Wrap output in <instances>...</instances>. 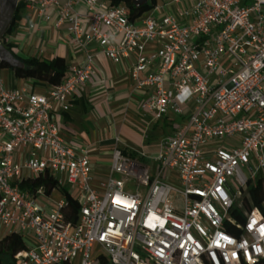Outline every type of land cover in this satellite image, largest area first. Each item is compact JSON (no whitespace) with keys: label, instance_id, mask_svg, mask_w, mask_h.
Listing matches in <instances>:
<instances>
[{"label":"built area","instance_id":"1","mask_svg":"<svg viewBox=\"0 0 264 264\" xmlns=\"http://www.w3.org/2000/svg\"><path fill=\"white\" fill-rule=\"evenodd\" d=\"M23 1L38 22L66 26L85 63L47 95L0 77V229L30 239L16 264L264 261V195L250 209L244 202L256 182L264 190V0H161L133 21L109 0ZM90 43L113 64L132 60L134 88L151 90L140 109L153 121L169 112L183 118L152 157L124 155L116 136L96 187L90 151L65 144L52 119L95 73ZM44 174L79 202L74 224L63 196L51 209L39 203L42 187H18Z\"/></svg>","mask_w":264,"mask_h":264},{"label":"crops","instance_id":"2","mask_svg":"<svg viewBox=\"0 0 264 264\" xmlns=\"http://www.w3.org/2000/svg\"><path fill=\"white\" fill-rule=\"evenodd\" d=\"M52 12L50 10L48 13L52 15ZM32 21H36L37 26L35 30L29 31L28 25ZM38 21L28 14L26 24H18L11 34L10 41L17 56L43 59L62 57L68 72L72 67L84 65L85 52L69 42L66 26L56 30ZM87 50L93 56L95 73L87 84L75 91L70 100L71 108L63 112L57 106L52 119L65 144L90 151L92 183L96 187L108 176L116 136L121 138L120 148L124 155L139 159V154L143 152L152 157L162 140L170 134L165 135L159 130V126L169 127L170 132H173L183 118L178 116L180 122L174 124L170 117L172 113L169 112L162 120L153 121L140 109L151 90L139 91L134 88L129 74L132 60L113 64L99 53L95 43L88 44ZM0 77L9 88H25L44 95L50 90V87L41 82L16 79L10 69L1 70ZM150 129L154 134L149 132Z\"/></svg>","mask_w":264,"mask_h":264},{"label":"trees","instance_id":"3","mask_svg":"<svg viewBox=\"0 0 264 264\" xmlns=\"http://www.w3.org/2000/svg\"><path fill=\"white\" fill-rule=\"evenodd\" d=\"M112 5L122 4L128 9L129 20L133 21L140 18L142 15L150 12L158 4L159 0H147L142 4H135L132 0H109ZM24 7V1L20 3L19 9ZM20 13V11H19ZM16 15V20H20V14ZM18 25L15 24L10 34L14 32ZM13 47L12 44H9ZM14 57L21 63L20 67H10L9 65H2L1 69H10L16 79L21 80H34L44 83L48 87H54L59 85L68 75L67 66L62 57H55L52 59L43 58H21L16 55V51L13 52ZM22 190L28 191L30 194H34L40 187L43 189V193L49 196L54 190L58 191L65 200V206L63 208V215L67 222L74 224L77 220L80 204L66 187H58L54 178L49 174L39 176L37 179L27 180L18 185ZM251 203L245 202V208L257 206L260 196L264 195L261 182L258 181L249 190ZM240 216V215H239ZM26 244L23 239V235L19 233L5 234L0 237V264H16L14 256L25 250ZM97 264H110L108 260L101 256L98 259ZM258 264H264V261Z\"/></svg>","mask_w":264,"mask_h":264},{"label":"flooded vegetation","instance_id":"4","mask_svg":"<svg viewBox=\"0 0 264 264\" xmlns=\"http://www.w3.org/2000/svg\"><path fill=\"white\" fill-rule=\"evenodd\" d=\"M22 1L23 0H0V67L5 64L9 65V55L14 57V48L9 45L11 44L10 31L13 30L15 24L18 25L20 23L25 13L24 7L19 9ZM18 13L21 16L19 21L15 19ZM1 70L3 69L0 68V71Z\"/></svg>","mask_w":264,"mask_h":264},{"label":"rangeland","instance_id":"5","mask_svg":"<svg viewBox=\"0 0 264 264\" xmlns=\"http://www.w3.org/2000/svg\"><path fill=\"white\" fill-rule=\"evenodd\" d=\"M132 1L135 4H142V3H144L147 0H132ZM159 4H160V2H159ZM26 22H27V14L24 13L19 25L20 26H24L26 24ZM25 51H26V47H24V49H23V52H25ZM170 117L173 118L174 124H176L177 122H180V118L178 116H174V115L170 114ZM159 130L161 132H163L165 135H168V133H170L169 136L172 135V133L175 132V130H173V132H170V128L169 127L166 128L165 126L164 127L163 126H159ZM149 132L151 134H154L152 129H150ZM155 134H157V131L155 132ZM141 162H142V164H144L146 166H152V163L149 160H141ZM174 197H175V200H174L173 205L175 207H177L178 209H181V205H182L181 197L178 194H175ZM62 199H63L62 195L58 191L54 190L49 196L41 195L39 197V203H40L41 206H44V207H47V208H51V209H55L57 202H59ZM4 234H5V232L2 229H0V237H2ZM24 240L26 242H30V239L28 238V236L26 234L24 236ZM97 254H98V248L96 246H94V248L91 251L92 259L97 258ZM74 264H78V260L77 259L74 261Z\"/></svg>","mask_w":264,"mask_h":264},{"label":"water","instance_id":"6","mask_svg":"<svg viewBox=\"0 0 264 264\" xmlns=\"http://www.w3.org/2000/svg\"><path fill=\"white\" fill-rule=\"evenodd\" d=\"M9 56H10V63H9L10 67H20L21 66V63L16 58H14L12 55H9Z\"/></svg>","mask_w":264,"mask_h":264}]
</instances>
